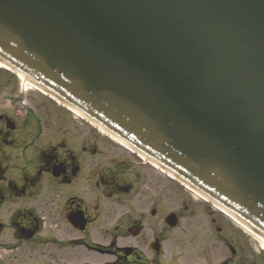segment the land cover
Instances as JSON below:
<instances>
[{
	"label": "water",
	"instance_id": "95a60500",
	"mask_svg": "<svg viewBox=\"0 0 264 264\" xmlns=\"http://www.w3.org/2000/svg\"><path fill=\"white\" fill-rule=\"evenodd\" d=\"M0 62L264 239V0H0Z\"/></svg>",
	"mask_w": 264,
	"mask_h": 264
},
{
	"label": "flooded vegetation",
	"instance_id": "af4514ba",
	"mask_svg": "<svg viewBox=\"0 0 264 264\" xmlns=\"http://www.w3.org/2000/svg\"><path fill=\"white\" fill-rule=\"evenodd\" d=\"M61 119L30 125L0 114V208L8 197L31 206L0 217V252L24 248L27 264H264L256 241L218 208L166 185L162 172L82 122ZM73 128L78 135L65 136ZM121 195L137 211L119 226L111 210ZM47 219L64 232L44 233Z\"/></svg>",
	"mask_w": 264,
	"mask_h": 264
},
{
	"label": "rangeland",
	"instance_id": "374dc122",
	"mask_svg": "<svg viewBox=\"0 0 264 264\" xmlns=\"http://www.w3.org/2000/svg\"><path fill=\"white\" fill-rule=\"evenodd\" d=\"M3 73H5L6 75H4ZM63 111L64 110L62 107L55 105L54 101L40 94L38 91L31 88H28L27 90L21 89L19 79L15 75L10 74L4 68H0V114L6 112V114H9L11 119L14 120L15 122L22 124L28 123L30 125H33L34 121L46 122L47 120L49 121L53 120L54 122L55 120L61 119L60 115L62 113L64 114V117H62L61 119L63 121L68 120L69 122H76L78 120L77 118H74V116L71 115L69 112H68L69 115H67L65 111L64 112ZM42 125L44 126V123ZM78 127L79 126L77 124V128ZM88 127L89 125L87 126V128ZM77 128H73L71 129V131L69 129V133L66 134L65 136H69V137L77 136L78 135ZM87 128L85 129L87 130ZM54 131H57V129H54ZM56 134L58 136L61 135L59 132ZM32 135L38 136V138L44 137L43 133L39 134L38 129H35ZM85 136L88 137V134H86ZM92 147L93 146L87 147V150H89ZM99 153L103 154L105 153V151L102 149V151H99ZM130 155H128L129 156L128 158L134 159L135 161L136 159ZM101 157L103 158V156ZM165 184L172 185L174 183L167 178ZM49 200L51 201V198H49ZM116 200H117V206L113 207L111 210V214L115 218L112 224L116 222L119 226H121L125 221L123 218L124 217L123 213H125V215H127L128 213V215L135 217L137 208L136 206H134L131 197L129 198L128 195H121L120 197L116 198ZM28 202L29 200L26 198H23V200H15L14 197L13 198L8 197L6 202L0 208V217L4 218L8 216L9 208L16 207V205L14 204L19 203L21 207L30 209L31 206L29 205ZM99 229L98 227H96L94 229V233H97V231H101V233L104 232V230L101 229V227H99ZM118 231H120V227L118 228ZM43 232L47 233L48 235L54 234L56 232L63 233L64 228L63 225L60 224V222L54 223L53 221L47 219ZM87 232H89V230H87ZM257 242L258 243L256 244L262 248L260 242L258 240ZM259 246L257 247L260 248ZM23 250L24 248L21 249L20 251L18 250V252L15 251L8 254L0 252V257H2L1 264H27L26 262H24L27 256ZM261 251L263 252L262 254L264 255L263 248L261 249Z\"/></svg>",
	"mask_w": 264,
	"mask_h": 264
},
{
	"label": "bare ground",
	"instance_id": "6f19581e",
	"mask_svg": "<svg viewBox=\"0 0 264 264\" xmlns=\"http://www.w3.org/2000/svg\"><path fill=\"white\" fill-rule=\"evenodd\" d=\"M0 67H3V68H6L4 65H2L1 63H0ZM19 78H21V80H22V83H23V87H25V86H33L30 82H28V81H26L25 79H23L21 76H19ZM256 238L257 239H259V241H260V243H261V246L264 248V239H262L261 237H259V236H256Z\"/></svg>",
	"mask_w": 264,
	"mask_h": 264
}]
</instances>
